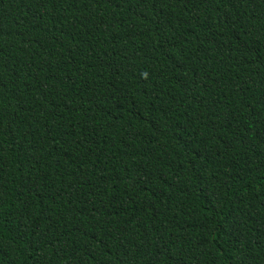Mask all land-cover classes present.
I'll use <instances>...</instances> for the list:
<instances>
[{
  "label": "trees",
  "instance_id": "trees-1",
  "mask_svg": "<svg viewBox=\"0 0 264 264\" xmlns=\"http://www.w3.org/2000/svg\"><path fill=\"white\" fill-rule=\"evenodd\" d=\"M0 264H264V0H0Z\"/></svg>",
  "mask_w": 264,
  "mask_h": 264
}]
</instances>
